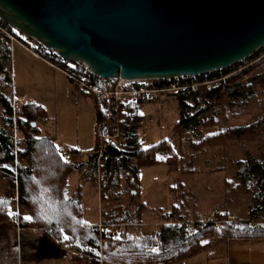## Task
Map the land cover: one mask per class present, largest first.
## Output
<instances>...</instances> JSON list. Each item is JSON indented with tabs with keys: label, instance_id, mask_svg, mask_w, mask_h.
<instances>
[{
	"label": "trees",
	"instance_id": "trees-1",
	"mask_svg": "<svg viewBox=\"0 0 264 264\" xmlns=\"http://www.w3.org/2000/svg\"><path fill=\"white\" fill-rule=\"evenodd\" d=\"M5 46L9 52L8 44ZM10 61L0 59V172L10 176L12 181L11 187L0 197V220L20 221L22 227L40 231L45 244L90 256V264H99L101 238L106 239L104 264H177L221 243L264 237V222L254 223L250 214L229 219L230 212L220 209L208 219L195 220H185L174 211L154 230V225L140 219L142 205L136 206L140 216L136 219L131 214L134 203L126 202L125 195H131L135 180L122 190L124 200L114 201V180L119 174L134 176L140 166L160 162L161 156L171 165L169 169L180 168L177 161L185 162V156L176 157V163L171 161L174 136L161 138L150 146H145L140 139L138 130L148 118L142 110L146 105L143 101L115 110L112 102L85 94L94 99L96 108V141L91 152L72 148L70 157L64 158L52 137L38 135V126L33 127V122L46 121L42 117L43 109L34 103H23L24 111L17 122L23 136L15 138L13 99L5 92L12 79ZM75 71L82 72L81 64ZM208 76L213 80L209 85L197 82L163 98L175 99L178 104V119L173 129L180 144L191 148L195 157L209 147L229 142L240 144L245 155L232 164L236 168L234 189L251 195L252 203L257 206L255 210H264V143L254 145L264 138V113L246 123H232L243 108L260 102L259 97L264 94V46L245 60L210 72ZM259 106L264 109V102ZM116 126L120 129L121 147L114 140L105 141ZM252 146L258 153L251 151ZM247 148L249 154H246ZM100 149L104 160L100 169V192L102 197L110 199L112 208L117 209L114 213L111 208L112 212L108 210L106 214L102 210L101 219L106 226L103 232L97 224L82 222V187L80 183L72 187L69 182L75 173H79L80 179L91 177L92 181H97V151ZM150 149H155L157 155L141 159ZM16 201L20 207L18 217L9 211V206ZM24 213H29L30 218L25 219ZM156 241L159 251L153 252L151 244Z\"/></svg>",
	"mask_w": 264,
	"mask_h": 264
},
{
	"label": "rangeland",
	"instance_id": "rangeland-1",
	"mask_svg": "<svg viewBox=\"0 0 264 264\" xmlns=\"http://www.w3.org/2000/svg\"><path fill=\"white\" fill-rule=\"evenodd\" d=\"M2 35L7 36L5 33H0V59L11 60L12 75L11 83L5 87V92L12 95V99L20 102L18 112L12 118L14 137L21 138L23 136L17 127L19 116L24 111L23 103H34L43 109L42 117L46 120L35 122V127L38 126V135L49 134L57 147L70 146L84 153L91 152L96 141L94 99L81 92L67 75L52 68L24 46H20L21 44L13 43L9 36L7 37L13 43V47L12 53L8 52ZM208 74L193 76L190 78V82L192 85L197 82L201 83L202 79L209 78ZM259 98L263 103L264 94ZM260 102L243 108L240 116L233 119L232 123H246L261 116L264 109L259 106ZM142 110L148 118L138 131L145 146H150L161 138L174 136L172 146L174 153L171 161L175 162L176 157L183 158L185 156V162L183 161L184 163L181 164V161H177L180 164L176 165H180V168L173 170L169 169L171 165L165 161L164 156H161L163 158H159L160 162L140 166V170L134 176L125 177L124 174H119L114 180V190H116L113 196L114 201L123 199L122 190L127 186V183L135 180V183L132 182L135 188L131 190V195L129 193L125 195V199L126 202L129 200L130 203H134L131 214L136 219V216L140 217L137 214L138 207L136 206L142 205L143 215L140 219L146 221L164 219L167 214L174 211L184 219H208L213 210L220 209L234 213L238 218L250 214L254 223L264 222V210H255L257 206L254 202L252 203L251 195L240 191V189L238 191L234 189L236 168L232 164H234V160L243 158L245 155L240 144L229 142L226 145L209 147L205 153L195 157L191 148L180 144L178 134L173 129L178 119V104L175 99H162L158 102L148 103ZM263 143L264 138L261 143L255 142L254 145L258 146ZM255 146L251 147V151L258 153L257 150H254ZM247 149L248 152L250 149ZM247 152L246 154H249ZM147 155L154 158L157 152L155 149H150L148 152H144L140 158L143 159L142 157ZM218 166L223 168L219 171ZM100 174L101 172L97 173L96 182L92 181L91 177L80 179L79 173L73 174L69 180L72 187L78 183L82 187V207L80 209L82 210L81 220L83 223L97 222L102 216V210L106 214L114 207L109 204L110 199L107 200V196L103 195L102 197L101 195ZM11 185V177L0 172V197L7 192V188ZM133 190L136 193L131 200ZM114 204L118 205L119 203ZM111 210L114 213L117 212V209L112 208ZM111 210L110 212H112ZM9 211L11 214L19 216L20 207L17 201L9 206ZM24 216L30 215L24 213ZM19 226H21L20 221L15 223V220L11 218L0 220V264H13L14 252L17 247L20 254L22 253L21 255L30 256V258L33 256L34 264L62 263V260L56 258V255L61 253L60 248L45 244L40 231L26 227L22 229V226ZM26 242L28 243L25 244ZM218 247L219 245H216L190 259L176 263L212 264L209 256H214ZM68 251L72 255L78 254L80 256L78 259L82 264L89 263V259H91L90 256L79 251L75 252L71 249Z\"/></svg>",
	"mask_w": 264,
	"mask_h": 264
},
{
	"label": "water",
	"instance_id": "water-1",
	"mask_svg": "<svg viewBox=\"0 0 264 264\" xmlns=\"http://www.w3.org/2000/svg\"><path fill=\"white\" fill-rule=\"evenodd\" d=\"M0 20L103 78L200 76L264 46V0H0Z\"/></svg>",
	"mask_w": 264,
	"mask_h": 264
},
{
	"label": "built area",
	"instance_id": "built-area-1",
	"mask_svg": "<svg viewBox=\"0 0 264 264\" xmlns=\"http://www.w3.org/2000/svg\"><path fill=\"white\" fill-rule=\"evenodd\" d=\"M0 31L9 36L12 42L21 44L35 56L49 64L52 68L67 75L68 78L73 81L84 94L93 95L112 102L113 108L115 110L138 101H143L146 104L158 102L168 94L174 93L192 85L190 78L193 76L136 79H127L120 76L116 78H103L96 75L87 64L65 60L60 57L55 50L43 46L41 43L28 37L13 27L10 29L7 28L1 22ZM79 64L82 66V72L80 74L76 73L75 71L77 65ZM216 80L217 79L214 81ZM211 82H213V80L202 79L201 81V83H205L207 85H209ZM19 107L20 102L16 99H13V115L17 114ZM108 140H114L119 147L122 146V142L120 141V129L117 126L108 136L105 137V141ZM58 149L64 158L70 157L72 147L67 146L64 148L60 146ZM102 154V149L97 151L98 173H100V169L104 165ZM214 213L215 211L213 210L211 216ZM235 216L236 215L234 213H230L228 218L234 219ZM28 218H30V216H28ZM213 222L217 225L219 224L217 220H213ZM97 227L101 232H103L106 228L101 218L97 223ZM113 233L115 232L113 231ZM105 243L106 239L101 238L99 248L100 264L104 263L105 253L103 246ZM151 250L153 252L159 251L158 241L151 244Z\"/></svg>",
	"mask_w": 264,
	"mask_h": 264
},
{
	"label": "crops",
	"instance_id": "crops-1",
	"mask_svg": "<svg viewBox=\"0 0 264 264\" xmlns=\"http://www.w3.org/2000/svg\"><path fill=\"white\" fill-rule=\"evenodd\" d=\"M0 33L3 34L1 31ZM3 39L5 40L4 42L8 44V47L10 48V53H12V47H13L12 45L14 42L12 43L10 39L5 35L3 36ZM162 220L163 219H153V221L149 220L146 221V223L148 225L153 224L154 230H157V225L160 224ZM98 222L99 220L93 224L95 225ZM21 228L23 229V227ZM27 243L28 242H26L25 244ZM63 248L66 249L65 246H63ZM60 250L61 253H58L56 255V258L58 260H62V263L60 264H70V262L71 264H82L80 263V259H78L80 258L78 254L72 255L69 254V251H65V250L62 251V249ZM19 254L20 251L17 247L14 252L15 258L13 264H34L35 259L33 258V256L30 258V256L21 255L22 253L20 254L21 256ZM209 260L212 262V264H264V237L247 239V240L245 239L232 240V241H228L226 244L221 243L219 244L217 253L214 256H209ZM86 264H90V262ZM99 264H100V260H99Z\"/></svg>",
	"mask_w": 264,
	"mask_h": 264
},
{
	"label": "snow or ice",
	"instance_id": "snow-or-ice-1",
	"mask_svg": "<svg viewBox=\"0 0 264 264\" xmlns=\"http://www.w3.org/2000/svg\"><path fill=\"white\" fill-rule=\"evenodd\" d=\"M157 158H159V157H157ZM25 219H29L28 217H25ZM65 239H67V237H65Z\"/></svg>",
	"mask_w": 264,
	"mask_h": 264
}]
</instances>
